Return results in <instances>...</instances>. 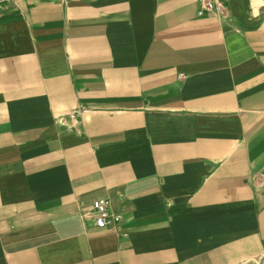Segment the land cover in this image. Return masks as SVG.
Masks as SVG:
<instances>
[{"label":"crops","instance_id":"0c3cea01","mask_svg":"<svg viewBox=\"0 0 264 264\" xmlns=\"http://www.w3.org/2000/svg\"><path fill=\"white\" fill-rule=\"evenodd\" d=\"M226 4H6L0 264H264V0Z\"/></svg>","mask_w":264,"mask_h":264},{"label":"built area","instance_id":"2783aa9c","mask_svg":"<svg viewBox=\"0 0 264 264\" xmlns=\"http://www.w3.org/2000/svg\"><path fill=\"white\" fill-rule=\"evenodd\" d=\"M10 0H0V13L5 8ZM227 0H198V16L212 15L216 17H226ZM86 110L77 108L68 114L71 125L75 126L78 120V115ZM59 122L65 123V118L58 119ZM90 216L93 218L94 224L98 229H116L121 221V216L115 213L110 208L109 200L106 198L94 199L89 209Z\"/></svg>","mask_w":264,"mask_h":264}]
</instances>
